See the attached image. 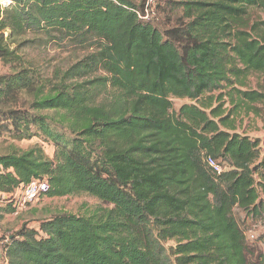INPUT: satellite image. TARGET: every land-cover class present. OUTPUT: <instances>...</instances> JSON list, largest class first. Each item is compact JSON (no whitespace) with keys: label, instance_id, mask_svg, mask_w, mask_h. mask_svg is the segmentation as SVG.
<instances>
[{"label":"trees","instance_id":"obj_1","mask_svg":"<svg viewBox=\"0 0 264 264\" xmlns=\"http://www.w3.org/2000/svg\"><path fill=\"white\" fill-rule=\"evenodd\" d=\"M9 1L0 135L53 154H0V192L47 179L49 197L107 206L22 226L0 264H264L235 216L264 207V138L239 132L264 104L248 89L264 73V0H166V25L160 0L148 18V0ZM37 41L85 54L46 73L20 53Z\"/></svg>","mask_w":264,"mask_h":264},{"label":"rangeland","instance_id":"obj_2","mask_svg":"<svg viewBox=\"0 0 264 264\" xmlns=\"http://www.w3.org/2000/svg\"><path fill=\"white\" fill-rule=\"evenodd\" d=\"M1 3H7L8 0H0ZM160 16L162 25H166L170 20L166 15H170L166 8V0H160ZM166 9V10H165ZM256 15L264 18V13L257 10ZM172 20V19H171ZM21 54L27 58L28 62L42 67L46 73H52L57 67L66 68L70 64L81 58L85 51L75 53L72 50H63L53 42L37 41L28 47H24ZM7 66H0V72H7ZM248 89L264 92V73H254L251 75ZM188 99H174L176 108L184 103H189ZM257 113H244L243 122L239 132L245 133L252 139L264 138V104H257ZM35 145L41 146L52 157L53 146L44 143L42 139H24L14 140L8 134L0 135V154H6L13 149L27 150ZM264 153V146L262 149ZM23 188L18 187L11 193L0 192V240L7 235L17 232L22 226L38 228L39 223L44 218L50 217L56 213L68 212L78 215L92 214L98 207H106L102 201L88 194L70 195L64 197H49L41 195L33 201L21 204L23 201ZM264 206V198H262ZM11 210H13L11 212ZM235 216L245 231L247 241L251 248H254L255 255L259 252L264 253V207L260 215H250L241 209L235 210ZM2 249H0V257ZM255 256L251 258V261ZM1 261V260H0ZM254 264V262H252Z\"/></svg>","mask_w":264,"mask_h":264},{"label":"built area","instance_id":"obj_3","mask_svg":"<svg viewBox=\"0 0 264 264\" xmlns=\"http://www.w3.org/2000/svg\"><path fill=\"white\" fill-rule=\"evenodd\" d=\"M9 2L10 1L8 0L7 3ZM155 2L156 0L147 1L145 9L147 15L145 16V18H148L150 9L152 8ZM3 5H6V3L3 2ZM206 162L218 173H221L223 170L226 169V166L220 164L215 158L211 156L206 158ZM21 188H23L24 191L23 201L21 204H25L33 201L38 196L47 194L50 190V183L47 179H34L29 184L21 186Z\"/></svg>","mask_w":264,"mask_h":264}]
</instances>
